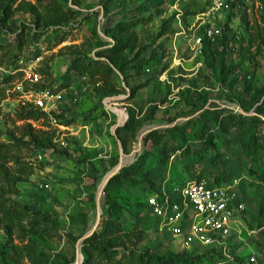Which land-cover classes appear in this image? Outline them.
Wrapping results in <instances>:
<instances>
[{
	"label": "rangeland",
	"instance_id": "obj_1",
	"mask_svg": "<svg viewBox=\"0 0 264 264\" xmlns=\"http://www.w3.org/2000/svg\"><path fill=\"white\" fill-rule=\"evenodd\" d=\"M231 1L237 12L201 21L209 0H0V145L12 149L0 185L39 212L0 220V264L82 263L99 187L122 154L141 169L115 180L123 226L111 236L119 235L115 261L130 250L209 253L160 232L143 203L161 183L217 177L238 185L248 207L227 239L231 251H261L264 238L249 224L264 201V0ZM116 38L126 48L113 53ZM26 62L38 76L33 85ZM32 89H47L53 108L22 119L38 109L23 97ZM30 127L53 131L55 146L32 145Z\"/></svg>",
	"mask_w": 264,
	"mask_h": 264
},
{
	"label": "built area",
	"instance_id": "obj_2",
	"mask_svg": "<svg viewBox=\"0 0 264 264\" xmlns=\"http://www.w3.org/2000/svg\"><path fill=\"white\" fill-rule=\"evenodd\" d=\"M230 8L237 12L238 6L232 5L231 0H209L207 13H202L200 20L203 16ZM208 37L214 39L210 30ZM197 42L201 44V37ZM22 70L32 85L37 82L38 76L31 65L26 62ZM23 97L25 102L33 103L38 109L50 112L53 108L52 95L47 89H32ZM146 206L156 221L157 229L177 238L183 248L189 249L194 245L210 247L207 256L197 264H261L254 252L245 254L243 259L237 258L227 243L233 232L240 231L247 211L235 183L188 180L171 187L164 183L160 192L146 197ZM213 250H216L214 256Z\"/></svg>",
	"mask_w": 264,
	"mask_h": 264
},
{
	"label": "trees",
	"instance_id": "obj_3",
	"mask_svg": "<svg viewBox=\"0 0 264 264\" xmlns=\"http://www.w3.org/2000/svg\"><path fill=\"white\" fill-rule=\"evenodd\" d=\"M119 40H120L119 38H116L114 45V47H116V51L113 53H116L118 52V50L126 48L125 46L126 40L123 41L118 46ZM113 53L112 55H110L112 61H113ZM46 116L48 115L45 112L40 111V109L30 108L23 112L22 119L36 120ZM226 118L227 120L232 119L233 121H236L234 115L232 114L227 115ZM194 135L198 139H203L204 137L203 131H196ZM26 136L29 142L35 147L44 149V148H53L55 146V141H54L55 133L53 131L41 130V129L35 130L32 127H30L26 131ZM11 152H12L11 147L7 145H0V178L2 176L8 175L7 163L10 160H12L10 157ZM138 167L139 166H136L135 163H130L129 165L126 164L124 167H122V169L118 174H116L114 177L110 179L108 184L105 186L104 189L105 210L102 212V216L104 219L101 224V228L96 230L92 235H90L83 241L82 252L84 254V261L80 264H127L128 262L130 264H175L176 262H181L183 264H197L198 262L201 263L203 258L207 256L206 254H200L197 256L182 255L180 257L168 256V258H165L150 253H137L134 250H130L129 253L125 252L124 257L121 260L115 261L116 254L118 252L115 249V246L119 244L118 241L119 235H117L113 239L111 236L114 235V233L123 230V226L121 222V205H119L115 197H113L112 191L115 187V180L117 178L124 176L126 172H133V168L135 169ZM259 176L261 180L264 181V169ZM220 181L221 179H218V177L214 180V182L216 183H223ZM184 182L168 181L166 185L167 187H171L173 185ZM208 182H213V181H208ZM162 185L163 184L161 183L158 186L153 187L149 195L155 192H160ZM143 208L146 210L145 211V213H147L146 215L147 216L149 215L150 218L155 220L147 210L146 198L143 203ZM34 214H39V212H34L30 208V206L28 205L24 206L18 204L17 202L11 200L10 198L5 197L4 194L2 193V187L0 185V220L2 221L4 220L10 223H16V222H21L24 218ZM253 222H254L253 225L248 223L249 228L251 230H255L257 232L256 235H259L262 240L264 238V201L261 203L259 207L258 215L256 218L253 219ZM260 249L261 251L257 250V252L254 253L257 255L259 262L261 264H264V244H262ZM215 252L216 250H213V254H212L213 256L216 255ZM233 253L236 254L237 258L240 259H243L245 256V254H237L235 252Z\"/></svg>",
	"mask_w": 264,
	"mask_h": 264
},
{
	"label": "water",
	"instance_id": "obj_4",
	"mask_svg": "<svg viewBox=\"0 0 264 264\" xmlns=\"http://www.w3.org/2000/svg\"><path fill=\"white\" fill-rule=\"evenodd\" d=\"M124 154H122V157L120 159V162L106 175V179L104 181V183L99 187V191H98V198H97V205H98V220L96 222V224L94 225V227L87 233L85 234L81 239V241H84L87 237H89L90 235H92L100 221L101 215H102V210L100 207V197L103 193V189L105 188V186L108 184V182L110 181V179L112 177H114L121 169L122 167H124L126 165V163L124 162ZM74 264H80V262H76Z\"/></svg>",
	"mask_w": 264,
	"mask_h": 264
},
{
	"label": "bare ground",
	"instance_id": "obj_5",
	"mask_svg": "<svg viewBox=\"0 0 264 264\" xmlns=\"http://www.w3.org/2000/svg\"><path fill=\"white\" fill-rule=\"evenodd\" d=\"M119 113H120V111H119ZM120 118H121L122 120H124V119H125V115L120 113ZM105 179H106V178H105Z\"/></svg>",
	"mask_w": 264,
	"mask_h": 264
}]
</instances>
